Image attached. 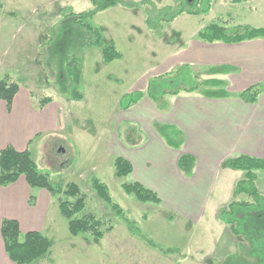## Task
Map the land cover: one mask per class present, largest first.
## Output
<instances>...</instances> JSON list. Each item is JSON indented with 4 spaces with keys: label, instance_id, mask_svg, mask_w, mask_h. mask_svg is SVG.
<instances>
[{
    "label": "rangeland",
    "instance_id": "1",
    "mask_svg": "<svg viewBox=\"0 0 264 264\" xmlns=\"http://www.w3.org/2000/svg\"><path fill=\"white\" fill-rule=\"evenodd\" d=\"M118 1L133 3L134 6L125 7L117 3L96 13L90 24L101 32V45L85 47L70 62L66 60V87L83 94L82 99L76 101L64 98L56 90L57 63L50 59L47 50L52 37H58L61 33L63 39L68 40L72 34L70 21L65 22L67 8L74 12L85 11L91 9L90 1L0 0V56L7 52L3 59L11 58L10 62L0 63V79L7 77L25 87V90L30 89L31 109H34L32 102L39 109V99L47 96L52 99L49 103L52 108L61 107L57 108L58 122L53 120V126L56 125L53 131H46L35 137L29 143L28 150L39 171L47 173L48 182L52 186L63 188L70 182L78 185L85 195V208L77 216L90 212L103 223L104 232L100 239L88 233L73 236L68 231L67 220L59 212L58 196L52 197L45 189L31 188L27 205L32 207V203H35L36 209L33 212L41 214L42 220L26 215L23 211H20L19 219L21 223L34 225L40 220L38 226L42 225V228L37 231L51 243L49 252L33 264H259L258 259L249 257L248 242L240 241L233 235L232 228L218 219V210L229 201L252 199L249 195L235 193L230 186L231 179V183L236 179L239 181L245 177L246 172L244 175L242 171L222 175L211 201L201 208H184L170 199H164L162 204L156 205L137 201L132 194H126L122 190L121 184L133 179L131 175L122 178L114 175L113 158L116 152L112 150L110 155L104 148L115 135L119 147L128 148V145L141 143L140 147L144 150H161V138L155 125L127 120L132 108L129 111L121 110L119 99L130 91L145 90L149 77L177 67L175 65L170 68V65L183 54L187 44L191 45L192 42L202 49L199 48L193 54L195 62L190 67L191 74L195 75L197 81L206 78L220 79L223 85L218 88L227 97H237L245 89L241 86L243 79L239 77L240 74L229 76L236 74L231 72L212 75L208 72V63L201 62L216 60L212 57L217 54L226 55L222 47H213L220 42L203 43L199 40L203 44H198L196 34L210 23L227 26L229 30L236 27L264 28V0H211L206 15L183 13L171 23H161L158 31L154 32L145 24L146 14L141 3L143 0ZM151 2L154 3L153 7H159L174 5L177 0ZM77 30L81 32L79 28ZM256 40L258 43L252 42L245 48L263 56L264 46H261L260 41L264 42V38ZM58 42H62V39ZM109 44L115 46L121 53V58L105 63L101 58V50ZM213 50H217V54ZM77 59L81 65L78 72L72 64ZM262 74L263 69L259 71L260 77ZM243 75L242 73L241 76ZM214 91L215 89L201 87L195 94L214 96ZM177 96L189 95L180 93ZM163 98V102L167 104L165 99L172 103L176 96L167 95ZM260 98L264 103V95ZM145 100L148 99L143 98L140 102L142 109L146 104ZM154 106L150 107L152 110L146 118L147 123L161 119L156 117L159 116V111L155 113ZM139 112L136 109L130 118H138ZM60 149L63 152L59 153ZM159 162L158 159L149 161L146 174L152 181H157L154 173L159 169ZM194 167L195 162L189 168L191 172ZM222 167L221 164L220 168ZM177 169L183 172L178 165ZM253 173L256 178L255 190L264 196V170H254ZM174 175L176 176L175 172ZM93 177L107 185L113 203L124 210L132 225L95 196L91 186ZM160 188L164 193L168 191L164 185ZM45 194H49V199ZM167 206L173 207L175 211ZM15 210H19L17 206ZM47 226L50 227L49 231L45 230ZM109 226L111 229L105 231ZM170 247L175 250L167 249ZM6 259L8 260L7 257ZM0 261L1 264H13L2 256Z\"/></svg>",
    "mask_w": 264,
    "mask_h": 264
},
{
    "label": "trees",
    "instance_id": "2",
    "mask_svg": "<svg viewBox=\"0 0 264 264\" xmlns=\"http://www.w3.org/2000/svg\"><path fill=\"white\" fill-rule=\"evenodd\" d=\"M91 9L74 12L67 8L65 22L69 20L71 33L69 39H63L61 33L58 37H52L50 47L47 50L51 60H56V74L58 76V92L64 98H70L80 101L83 94L78 90L66 87L68 78L65 75L64 66L66 60L70 62L71 58L79 53L85 47H99L102 42L101 32L90 24L93 16L119 4L118 0H89ZM240 2L241 0H231ZM247 1V0H246ZM211 0H177L174 5L165 4L163 6L153 7L151 0L141 1L144 5L146 14L145 24L152 31H158L161 23H171L181 14L188 15H206L210 9ZM140 3V4H141ZM128 7L134 6L133 3H120ZM154 13V15L152 14ZM160 26V27H159ZM77 28L81 30L78 31ZM76 29V31L73 30ZM80 32V33H79ZM197 37L203 43L222 42L225 44H237L243 41L256 38H264V28L236 27L229 30L227 26L218 23H210L198 31ZM62 42H58L59 39ZM66 41V42H65ZM58 42V43H57ZM101 58L105 63L121 58V53L113 44L106 45L101 50ZM72 61L74 70L78 72L81 69L78 59ZM67 62V63H68ZM234 67L229 65L209 66L208 72L212 75L229 74ZM189 65H179L173 70L164 72L159 75L149 77L146 82L145 90H133L122 95L119 99V107L127 109L137 104L144 96L154 102H159L162 97L167 95L175 96L179 93H192L201 87L215 89L214 96L223 97L226 93L218 88L223 85V81L217 78H206L197 81L195 75L191 74ZM59 78L61 80H59ZM73 84V83H72ZM19 89L18 83L4 77L0 79V99L5 101L7 110H10L13 97ZM264 91V80L253 84L238 93V97L247 103H255ZM50 97L39 99V107L51 102ZM159 133L164 137L166 143L178 148L183 142L182 134L176 128L170 125H160ZM193 163L189 154L182 155L178 160V167L185 173H190V167ZM114 175L122 178L130 175L132 165L128 160L121 156L113 158ZM223 165L232 170L243 171L247 174L245 177L236 182L234 191L237 194L249 195L252 201L232 200L224 207L218 210V219L221 223L232 228L233 235L240 241H247L249 244V257L256 258L259 264H264V196L256 192L254 184V170H264V159L248 155H238L224 160ZM23 176L26 183L31 188L45 189L52 196H58L57 203L59 212L67 220V228L71 235L88 233L96 239L103 235V223L100 219L90 212L81 213L85 208V195L80 191L77 184L70 182L63 188L61 186H52L48 182V175L39 171L28 149L16 151L12 146L7 145L0 150V186L5 187L17 181ZM91 186L95 196L103 203L111 207L117 216H124V210L117 204L113 203L107 185L99 179L93 177ZM122 190L126 194H132L137 201L153 203L159 205L161 199L158 194L145 187L137 181H130L121 184ZM61 195L63 197H61ZM30 199V198H29ZM132 225V221H127ZM111 226L106 227L109 231ZM0 235L4 246V251L13 264H33L41 257L45 256L50 248L49 239L39 231L30 230L21 232L19 223L15 219L3 218L0 223ZM240 245V244H239ZM155 247L158 248L155 244ZM241 247V246H240Z\"/></svg>",
    "mask_w": 264,
    "mask_h": 264
},
{
    "label": "crops",
    "instance_id": "3",
    "mask_svg": "<svg viewBox=\"0 0 264 264\" xmlns=\"http://www.w3.org/2000/svg\"><path fill=\"white\" fill-rule=\"evenodd\" d=\"M256 39L237 44L222 42L215 44L213 47L215 49L222 47L226 55H218L217 50H213L217 56H213L212 59L216 60L201 62L208 63L209 66L229 65L234 67L232 73L235 72L236 74L229 76H239L238 74H240L239 77L243 79L241 86L246 89L264 80V55L261 56L260 53H253L245 48L246 45L250 46L252 42H257ZM199 42L198 44H203ZM260 43H262L261 46H264V42L260 41ZM199 48L202 49L197 44L193 45V42L191 45L187 44L183 54L173 60L175 62L170 65V68L175 65H189L191 67L195 62L193 54L197 53ZM5 54L0 56V63L11 61V58L3 59ZM262 69L263 74L260 77L259 71ZM242 73L243 76H241ZM195 93L196 91L188 93L189 96L187 97L175 95L176 99H173L172 103L165 99L167 104L163 102V97L159 102H154L144 96L143 98L148 100H145L146 104L143 109L140 103L143 98L135 104V107L120 108L123 111H129L132 108L130 115L136 109L140 111L138 115L143 118L140 116L130 118L129 115L127 118L129 121L136 120L137 123L142 121L146 125H155L158 135L164 141L159 138L161 150L157 152L144 150L140 147L141 143L128 145V148L119 147L116 144L117 138L115 135L104 148V151H108V154L111 155L112 150H114L116 152L115 156L120 154L121 157L128 160L132 165V172L130 173L132 181H137L155 191L161 199V204L164 199H170L184 208H201V206L207 205L211 201L216 184L222 175H229V173L235 171L240 172L237 170L231 171L230 168L225 167L223 165L224 160L238 155L264 159V103L261 102L262 98H260L264 95V91L255 103L244 102L238 95V98L236 96L227 97V94L223 97H214L204 93ZM31 100V90H25V87L21 85H19V89L13 97L10 110H7L5 101L0 99V150L10 145L16 151H23L28 149L29 143L35 137L43 132L53 131V128H55L56 125L53 126V120L58 122L56 119L59 113L57 108L61 109V107L52 108L49 104L51 102H49L37 109L32 102L34 109H31ZM150 101L156 105L154 106ZM152 105L156 110L159 108L154 111L155 113L159 111V116L154 115L161 119L157 122L149 121L147 123L146 118L152 110L150 108L153 107ZM160 125H170L181 132L183 142L180 147H171L166 143L164 137L158 131ZM185 154H189L192 161L195 162V167L189 175L177 169L179 158ZM151 159L160 160L157 163L159 169L154 173L157 181L150 180L146 174ZM221 164L223 165L222 168H220ZM231 181L230 186L234 188L238 179L233 183ZM161 185L167 188L166 193L161 190ZM30 193L31 187L26 183L23 176H20L17 181L8 186H0V223L3 218H11L18 221L21 232L32 229L35 231L41 230L42 225L38 226L40 220L37 225H34L21 223L19 219L21 216L20 211H23L26 215H32L37 220H42L41 214L33 212L36 209L35 203H32V207L31 205L28 206ZM44 196L47 199L50 197L49 194ZM16 206L19 209L18 211L15 210ZM170 208L175 211L173 207L170 206L168 209ZM189 212L191 213V210ZM45 230L49 231L50 227L47 226ZM167 249L175 250L173 247ZM5 254L0 235V257L2 256L7 262L10 261L6 256L7 254Z\"/></svg>",
    "mask_w": 264,
    "mask_h": 264
},
{
    "label": "flooded vegetation",
    "instance_id": "4",
    "mask_svg": "<svg viewBox=\"0 0 264 264\" xmlns=\"http://www.w3.org/2000/svg\"><path fill=\"white\" fill-rule=\"evenodd\" d=\"M59 152H61V150H59Z\"/></svg>",
    "mask_w": 264,
    "mask_h": 264
},
{
    "label": "water",
    "instance_id": "5",
    "mask_svg": "<svg viewBox=\"0 0 264 264\" xmlns=\"http://www.w3.org/2000/svg\"><path fill=\"white\" fill-rule=\"evenodd\" d=\"M61 152H63V151L61 150Z\"/></svg>",
    "mask_w": 264,
    "mask_h": 264
}]
</instances>
